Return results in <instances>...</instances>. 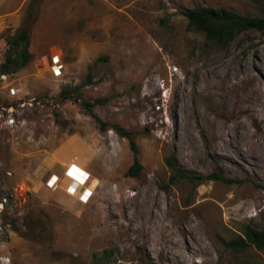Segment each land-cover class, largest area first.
<instances>
[{"label":"rangeland","instance_id":"rangeland-1","mask_svg":"<svg viewBox=\"0 0 264 264\" xmlns=\"http://www.w3.org/2000/svg\"><path fill=\"white\" fill-rule=\"evenodd\" d=\"M199 6L264 16L253 0H0V65L24 28L33 54L0 75V264H264L226 246L264 229V34L208 42L185 16ZM170 155L232 182L171 185Z\"/></svg>","mask_w":264,"mask_h":264},{"label":"trees","instance_id":"trees-1","mask_svg":"<svg viewBox=\"0 0 264 264\" xmlns=\"http://www.w3.org/2000/svg\"><path fill=\"white\" fill-rule=\"evenodd\" d=\"M253 1L256 3L264 2V0ZM185 16L189 27L203 33L208 42H212L218 46H227L239 35L248 31H258L264 34V16H249L223 7L212 8L204 6L188 9L185 12ZM6 42L8 50L4 62L0 65V75L9 76L18 73L33 61V54L30 51V30L24 28L13 36H6ZM68 94L69 92L66 89L63 90L62 95L67 96ZM102 103H104V100L97 99L93 103L84 102L83 105L101 126V129L106 130V124L94 114L95 105ZM114 129L121 137L129 140L131 150L137 155L139 148L132 132L120 127H115ZM166 164L172 171L169 180L171 185L186 182L195 189L208 180L226 183L232 182L231 179L224 178L217 172L209 176L192 173L178 163L175 155L168 156ZM142 169V164L136 158L134 164L129 169V175L138 177ZM226 246L227 249L235 253H244L252 247L264 252V229L246 225L242 230V234L230 240Z\"/></svg>","mask_w":264,"mask_h":264},{"label":"built area","instance_id":"built-area-1","mask_svg":"<svg viewBox=\"0 0 264 264\" xmlns=\"http://www.w3.org/2000/svg\"><path fill=\"white\" fill-rule=\"evenodd\" d=\"M52 62H53V64H52V70H53V72L55 73V74H59L62 70H63V64L61 63V58H60V55H58V57H55V56H53V58H52ZM10 123H12L13 121L12 120H10L9 121ZM75 165H73V166H71L68 170H67V172H66V175L67 176H69L70 175V170L72 169V167H74ZM72 178H74L73 177V175H70ZM50 186H52V185H50ZM91 191H89V193H90ZM86 193V192H85ZM93 193V192H92ZM87 195V194H86ZM86 195H83L80 199L83 201V203H88L89 201H90V197L91 196H86Z\"/></svg>","mask_w":264,"mask_h":264},{"label":"crops","instance_id":"crops-1","mask_svg":"<svg viewBox=\"0 0 264 264\" xmlns=\"http://www.w3.org/2000/svg\"><path fill=\"white\" fill-rule=\"evenodd\" d=\"M69 169V168H68ZM70 172L72 173V170H70ZM70 179V178H69ZM70 180H72V179H70ZM72 181H74V180H72ZM71 181V182H72ZM77 184L75 185V186H73L72 187V191H74L73 193H78V192H80V190H82L81 191V194L83 193V191H84V189H83V187L81 186V185H79L77 188ZM88 194H89V191L87 192V195L86 196H88ZM83 195H85V194H83ZM82 195V196H83ZM82 196H80V198L82 197Z\"/></svg>","mask_w":264,"mask_h":264},{"label":"bare ground","instance_id":"bare-ground-1","mask_svg":"<svg viewBox=\"0 0 264 264\" xmlns=\"http://www.w3.org/2000/svg\"><path fill=\"white\" fill-rule=\"evenodd\" d=\"M58 56V55H57Z\"/></svg>","mask_w":264,"mask_h":264}]
</instances>
